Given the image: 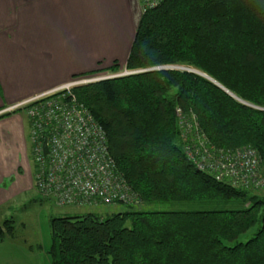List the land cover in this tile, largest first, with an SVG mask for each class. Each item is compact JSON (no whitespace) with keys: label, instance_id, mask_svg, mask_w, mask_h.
<instances>
[{"label":"trees","instance_id":"1","mask_svg":"<svg viewBox=\"0 0 264 264\" xmlns=\"http://www.w3.org/2000/svg\"><path fill=\"white\" fill-rule=\"evenodd\" d=\"M172 64L202 70L233 94ZM126 66L143 70L73 88L104 125L140 203L54 215L52 264H264V194L198 168L177 111L194 114L216 148L253 144L264 157V0H164L142 13ZM200 199L240 205L143 207ZM10 221L0 223V239Z\"/></svg>","mask_w":264,"mask_h":264},{"label":"crops","instance_id":"2","mask_svg":"<svg viewBox=\"0 0 264 264\" xmlns=\"http://www.w3.org/2000/svg\"><path fill=\"white\" fill-rule=\"evenodd\" d=\"M141 14L138 0H0V111L101 64L126 63ZM31 153L27 116L0 112V210L35 188Z\"/></svg>","mask_w":264,"mask_h":264},{"label":"built area","instance_id":"3","mask_svg":"<svg viewBox=\"0 0 264 264\" xmlns=\"http://www.w3.org/2000/svg\"><path fill=\"white\" fill-rule=\"evenodd\" d=\"M162 1L143 0V8L155 7ZM74 83L78 81L55 88L65 87L69 93L46 100L43 108H28L29 140L35 160L34 186L59 204L102 202L117 203L122 208H130L128 205L132 203L138 205L140 200L118 168L104 125L70 90ZM28 100L13 103L0 112L15 110ZM177 111L182 135L189 139L186 153L198 168L235 186L250 189L260 184L263 179L257 171L260 152L256 146L249 144L243 150L216 148L199 127L194 114L188 117L181 108ZM44 140H47V152Z\"/></svg>","mask_w":264,"mask_h":264},{"label":"rangeland","instance_id":"4","mask_svg":"<svg viewBox=\"0 0 264 264\" xmlns=\"http://www.w3.org/2000/svg\"><path fill=\"white\" fill-rule=\"evenodd\" d=\"M140 3V8L142 13L147 9L143 8V0H138ZM164 1V0H163ZM160 4V3H159ZM149 9V8H148ZM142 16V14H141ZM102 66V64L92 72L88 73H78L73 75L74 77L70 81H78L70 85V90L76 95L78 101L84 102V104L89 108L90 106L83 99L79 98L78 93L74 90V86L80 84L88 83L90 81L113 77L123 74H128L139 69H128L126 63L119 62L117 68H111L110 66L115 63ZM175 67L187 69L192 68L191 66L172 64ZM158 67V66H157ZM168 67V66H167ZM150 69V67H147ZM189 68V69H188ZM87 72V71H85ZM58 88L49 92L39 93L36 98H31L33 96L24 98L22 100L29 99L28 101L21 104V106L15 111H20L24 113L29 122V130L31 126V121L28 116L27 111L29 107L40 106L43 108L45 101L48 99L59 98L63 92H68L67 88ZM69 93V92H68ZM21 100V101H22ZM259 106V105H255ZM260 107V106H259ZM14 111V110H13ZM30 139V131H29ZM30 142V140H29ZM189 144V139L185 137V148ZM249 144L240 145L237 147L229 149H244ZM253 145V144H251ZM31 146V142H30ZM246 146V147H245ZM255 146V145H254ZM258 148V147H257ZM260 164L257 171L262 174V179L257 187L250 188L253 192L264 194V157L260 149ZM32 152V146H31ZM232 156V155H231ZM31 161L32 157L34 160L33 152L30 155ZM35 160L32 162L34 163ZM90 205V206H89ZM82 205L78 202L69 204H59L52 197L44 195L36 187L27 188L21 191L18 195L14 197V200L8 202L4 205L3 209L0 210V223H4L5 219L13 218V221L9 223L14 224L13 230L10 232L7 230L5 235L0 239V264H52L51 255L49 253V248L52 242V225L51 219L54 215H64L72 214L84 211H97L102 214H109L113 211L122 209L120 204L117 203H96ZM240 205L236 200H218V199H200V200H183V201H157L151 204L143 203V207H157L164 209H211V208H234ZM253 232V228L248 231L241 233L239 239L248 238Z\"/></svg>","mask_w":264,"mask_h":264},{"label":"water","instance_id":"5","mask_svg":"<svg viewBox=\"0 0 264 264\" xmlns=\"http://www.w3.org/2000/svg\"><path fill=\"white\" fill-rule=\"evenodd\" d=\"M189 70H193V71H196V72H198V73H200L202 75H205L206 77H208L209 79L213 80L215 83L219 84L221 87H223L224 89H226L227 91L232 93L227 87H225L222 83H220L218 80H216L214 77H212L208 73H206V72H204L202 70H199V69H195V68H190ZM132 72H134V71H132ZM44 148H45V151L47 152L48 151L47 140H44Z\"/></svg>","mask_w":264,"mask_h":264}]
</instances>
